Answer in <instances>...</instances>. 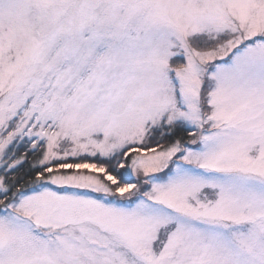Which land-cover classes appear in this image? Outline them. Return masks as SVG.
<instances>
[{"label":"snow or ice","instance_id":"6c2138e0","mask_svg":"<svg viewBox=\"0 0 264 264\" xmlns=\"http://www.w3.org/2000/svg\"><path fill=\"white\" fill-rule=\"evenodd\" d=\"M0 264H264V0H0Z\"/></svg>","mask_w":264,"mask_h":264}]
</instances>
